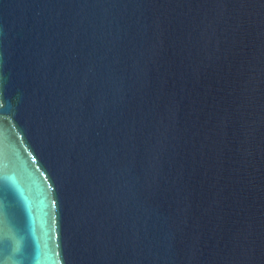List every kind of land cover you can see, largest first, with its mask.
<instances>
[{"label":"water","instance_id":"water-1","mask_svg":"<svg viewBox=\"0 0 264 264\" xmlns=\"http://www.w3.org/2000/svg\"><path fill=\"white\" fill-rule=\"evenodd\" d=\"M0 264H264V0H0Z\"/></svg>","mask_w":264,"mask_h":264}]
</instances>
